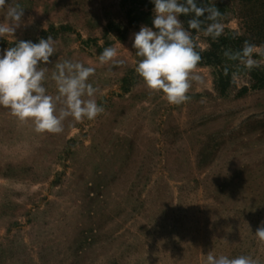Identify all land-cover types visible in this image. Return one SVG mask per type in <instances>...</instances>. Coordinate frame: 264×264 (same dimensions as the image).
Returning <instances> with one entry per match:
<instances>
[{"label": "rangeland", "instance_id": "rangeland-1", "mask_svg": "<svg viewBox=\"0 0 264 264\" xmlns=\"http://www.w3.org/2000/svg\"><path fill=\"white\" fill-rule=\"evenodd\" d=\"M200 1L219 15L199 17L195 48L211 49L217 37L204 30L218 22L239 50L222 57L225 91L219 68L197 65L203 82L181 104L135 73L131 37L144 24H129L124 0L0 5V23L10 6L25 11L0 50L52 36L48 94H57L55 62H81L95 68L89 82L105 109L50 133L0 106V264H205L208 252L264 264L254 236L264 222V0ZM246 43L250 67L238 55ZM110 46L123 65L99 63Z\"/></svg>", "mask_w": 264, "mask_h": 264}, {"label": "clouds", "instance_id": "clouds-1", "mask_svg": "<svg viewBox=\"0 0 264 264\" xmlns=\"http://www.w3.org/2000/svg\"><path fill=\"white\" fill-rule=\"evenodd\" d=\"M5 3L6 0H0V5ZM150 3L154 5L152 26L142 25L131 37L134 55L139 58L134 71L148 89L161 92L170 104H181L189 99L187 93L192 82H203L201 76L194 74L201 56L195 50L190 30H200L199 17L205 12L212 21L219 12L198 7L197 0H150ZM190 14L194 17L188 21L186 29L180 17ZM24 15V9L18 5L8 7V22L0 23V37L14 36L24 25ZM221 32L222 25L218 22L204 30L205 35L214 37ZM55 45L56 41L49 35L38 42L15 40L13 46L0 50V106L9 109L20 121L31 120L36 132L59 133L69 116L77 121L93 120L105 111L93 98L97 89L89 82L95 68L81 62L69 59L55 62L51 79L55 81L57 94L55 97L48 94L43 82L50 58L56 53ZM253 48L246 43L238 54L242 60L248 58L249 67L253 64L249 58ZM117 55L115 46L105 47L98 56L99 63L121 66L124 61L115 59ZM58 104L63 105L59 110ZM254 236L264 243V222ZM205 264H257V261L250 256L229 258L208 252Z\"/></svg>", "mask_w": 264, "mask_h": 264}, {"label": "trees", "instance_id": "trees-1", "mask_svg": "<svg viewBox=\"0 0 264 264\" xmlns=\"http://www.w3.org/2000/svg\"><path fill=\"white\" fill-rule=\"evenodd\" d=\"M124 4L127 8V18L129 24H144L151 27V16L154 5L150 3V0H124ZM197 6L201 8H205V2H201L197 0ZM208 13L205 12L204 21L210 22L208 17ZM194 17V14H190L187 16H183L186 20V26H188V21ZM213 22V21H211ZM234 47L236 51L237 46L234 42V39L230 37L217 36L211 43V49L208 51H202L199 48H195V50L200 54L201 60L198 65H206V66H215L219 68V80L217 83L218 88L221 91H225L228 86L229 79V69L227 66L223 65L222 57L226 56L229 53L230 48Z\"/></svg>", "mask_w": 264, "mask_h": 264}]
</instances>
